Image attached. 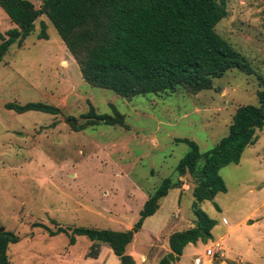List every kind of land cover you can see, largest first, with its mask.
<instances>
[{
    "label": "rangeland",
    "instance_id": "374dc122",
    "mask_svg": "<svg viewBox=\"0 0 264 264\" xmlns=\"http://www.w3.org/2000/svg\"><path fill=\"white\" fill-rule=\"evenodd\" d=\"M39 7L43 0H30ZM217 33L250 62L253 72L233 68L195 94L146 93L130 99L86 83L53 25L41 15L21 46L12 44L0 62V227L13 233L10 264H121L104 245L98 258L85 257L90 240L62 227L110 228L131 232L144 197L166 177L179 178L159 199L154 214L132 233L124 254L133 264H158L169 250L168 236L194 224V178L174 172L193 140L201 153L227 134L237 107L257 105L264 88V0H226ZM47 38H39V23ZM14 27L0 7V32ZM44 102L58 114L16 113L6 102ZM93 106L97 113L124 115L127 128L98 124L72 130L66 122ZM226 185L199 207L214 220L207 241L184 247L174 264H209L207 247L222 248L212 264H264V126L255 132L238 163L222 167ZM138 191L140 194H138ZM142 255L144 258L142 259Z\"/></svg>",
    "mask_w": 264,
    "mask_h": 264
},
{
    "label": "trees",
    "instance_id": "16d2710c",
    "mask_svg": "<svg viewBox=\"0 0 264 264\" xmlns=\"http://www.w3.org/2000/svg\"><path fill=\"white\" fill-rule=\"evenodd\" d=\"M0 7L14 24L0 32V62L12 44L22 45L35 30V21L43 15L73 57L82 79L126 99L146 93L174 92L179 87L195 94L210 89L212 79L230 69L253 72L247 58L215 29L226 16V0H43L39 7L30 0H0ZM39 27V38L46 39L45 22L40 21ZM256 98L257 105L236 108L227 134L212 149L201 153L193 140L180 139L189 150L174 172L178 177L194 178L195 219L192 227L169 234V250L158 264H174L185 246L210 238L214 220L199 204L226 191L220 169L238 163L244 149L254 143L256 130L263 128L264 88L256 92ZM4 108L16 113H59L58 107L40 101L6 102ZM80 117L85 119L81 124L76 123L74 116L66 118L72 130L101 123L127 128L124 115L115 108L112 114H102L90 106ZM180 186L179 178H164L147 195L130 234L128 230L84 226H57L49 234L70 230V243L74 242V235L85 236L91 242L87 258H98L104 245L120 257L131 242L132 233L141 228L145 217L155 213L159 199L168 189ZM16 241L13 233L0 231V264H10L8 244Z\"/></svg>",
    "mask_w": 264,
    "mask_h": 264
},
{
    "label": "built area",
    "instance_id": "2783aa9c",
    "mask_svg": "<svg viewBox=\"0 0 264 264\" xmlns=\"http://www.w3.org/2000/svg\"><path fill=\"white\" fill-rule=\"evenodd\" d=\"M222 248L219 247L218 249L214 250L212 249V247H207L204 251V256L205 258H207L209 260V264H212V259L215 256H222ZM193 263L194 264H201L202 263V258L197 256L193 259Z\"/></svg>",
    "mask_w": 264,
    "mask_h": 264
},
{
    "label": "water",
    "instance_id": "95a60500",
    "mask_svg": "<svg viewBox=\"0 0 264 264\" xmlns=\"http://www.w3.org/2000/svg\"><path fill=\"white\" fill-rule=\"evenodd\" d=\"M3 229L0 227V231H2ZM131 232H129L130 234ZM120 261H121V264H129L130 262V257L129 255L127 254H123L122 256H120Z\"/></svg>",
    "mask_w": 264,
    "mask_h": 264
},
{
    "label": "crops",
    "instance_id": "0c3cea01",
    "mask_svg": "<svg viewBox=\"0 0 264 264\" xmlns=\"http://www.w3.org/2000/svg\"><path fill=\"white\" fill-rule=\"evenodd\" d=\"M138 194H140V192L138 191ZM141 195L144 197V200H146L147 196L144 193H141ZM144 258V256L142 255V259ZM207 262L209 263V260L207 259Z\"/></svg>",
    "mask_w": 264,
    "mask_h": 264
}]
</instances>
